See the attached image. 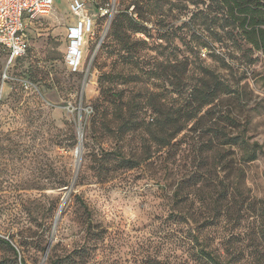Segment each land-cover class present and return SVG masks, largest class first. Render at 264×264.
I'll return each mask as SVG.
<instances>
[{"label":"rangeland","instance_id":"rangeland-1","mask_svg":"<svg viewBox=\"0 0 264 264\" xmlns=\"http://www.w3.org/2000/svg\"><path fill=\"white\" fill-rule=\"evenodd\" d=\"M202 1L89 0L94 26L75 70L65 60L68 30L77 20L71 0H54L50 13L27 25L29 48L16 62L8 64L0 46V236L18 248L14 255L0 243V264H146L153 258L198 264L202 246L224 264H264V53L203 26L197 35H206L208 46L190 52L191 26L202 15L190 17ZM92 2H109L112 13L101 16ZM120 12L148 30L129 39L139 41L132 54L116 55L120 44L110 36ZM175 59L187 61L184 84L195 83L202 65L237 89L238 103L221 95L222 110L235 121L219 126L244 131L262 154L245 164L238 146L222 145L199 157L190 146L197 134L184 132L162 149L147 146L142 129L120 139L121 118L112 105L110 130L91 119L104 72L110 99L123 89L124 105L153 96L173 104L178 93L168 81L175 79L160 71ZM135 116L149 119L150 110ZM115 150L127 157L144 151V159L119 168L109 154Z\"/></svg>","mask_w":264,"mask_h":264},{"label":"trees","instance_id":"trees-1","mask_svg":"<svg viewBox=\"0 0 264 264\" xmlns=\"http://www.w3.org/2000/svg\"><path fill=\"white\" fill-rule=\"evenodd\" d=\"M106 3V2H103ZM102 3V4H103ZM204 5L198 6L196 12H193L192 22L196 15L200 16L199 26L192 27L190 38V52H193V48L199 46H208L209 41L206 35H197L202 30L207 33L224 32L225 37L234 39L235 36H239L245 39L251 46L250 49L261 51L264 53V2L261 0H207L202 1ZM98 4V5H102ZM215 12L214 15H210V12ZM217 12L221 13L220 17H217ZM140 14V13H139ZM140 16V15H139ZM35 19L27 22L26 33L28 37L27 25ZM110 36L117 40L120 47L115 49L116 55L124 49L128 54L134 53L139 41L129 40L135 32H141L148 34L147 27L141 24L139 20L132 16H128L127 12L118 13L111 21ZM217 25V26H216ZM203 26V27H202ZM201 27L203 28L201 30ZM217 32V33H216ZM221 39V38H220ZM195 42V45L192 43ZM103 47V46H102ZM4 54L7 56L6 50ZM29 48V47H28ZM23 57V56H21ZM21 57L15 58V62ZM185 60V59H184ZM176 60L174 63H168L161 68L160 71L164 76H173L175 81H168L169 85H173V91L178 93V98L173 99L174 103H161L159 98L154 96L150 98L149 102L142 103L140 105L121 102V99L125 96L124 90L120 89L115 91L117 94L115 99H110L106 94L109 91L107 85L103 86V78L107 73L99 78L101 87V97L96 99L94 105V113L91 119L102 126L103 129L110 130V125L114 122L112 117L106 115V110L109 105L111 108L118 110L121 123L118 125L117 134L119 138L126 135L137 133L139 130H144L146 133L147 146H155L162 149L171 145L173 138L183 133L182 137L193 135L191 147L194 150L196 156L204 155L206 153L215 154L218 150L217 146L236 145L241 150V161L245 164L256 159L262 154L263 149L257 142H250L245 138L242 133H228L223 131L224 126H219V123L229 122L233 123L235 118L229 115V112H224L221 108L223 102L222 94L228 95V99L239 102L237 96V89H231L230 84H226L214 70L207 69L206 67L199 65L196 81L194 84H184V72L187 61ZM13 61V62H14ZM160 69V70H161ZM120 73V72H119ZM118 73V74H119ZM170 73V75H168ZM120 75V74H119ZM186 86L185 90L183 89ZM116 102V103H115ZM140 109L145 111L150 110L149 119H139L135 116L136 112ZM203 135H208L204 141ZM202 138V139H201ZM223 147V146H222ZM110 158L114 160L119 168L132 169L139 165L144 159L143 153L140 157L126 156L123 151L115 150L109 152ZM215 155H213L214 159ZM212 170L216 171L218 168V162L212 161ZM196 185V184H195ZM227 185H223L220 189L225 190ZM79 204L83 208L87 215H90L87 205L83 199L78 197ZM88 227V226H87ZM192 241L198 243V235H191ZM0 243L8 246L14 255L18 254L17 246H14L10 240L0 236ZM199 251V252H198ZM195 254L198 264H224L223 261L212 254V251L206 249L204 246L200 247ZM20 261L22 258L19 257ZM146 264H167L160 258L148 259ZM22 264H25L22 261Z\"/></svg>","mask_w":264,"mask_h":264},{"label":"built area","instance_id":"built-area-1","mask_svg":"<svg viewBox=\"0 0 264 264\" xmlns=\"http://www.w3.org/2000/svg\"><path fill=\"white\" fill-rule=\"evenodd\" d=\"M89 0H71L69 10L77 16L75 23L71 24L68 30V39L76 27L83 28L80 36L86 35L93 29L94 19L85 8ZM54 0H0V46L7 53L8 64L17 57L24 56L28 50L29 43L26 33L27 22L40 18L50 13ZM93 9L100 12L101 16H107L112 13L109 2L102 5L92 2ZM81 45L75 51L67 46L65 60L70 69L75 70L81 62Z\"/></svg>","mask_w":264,"mask_h":264},{"label":"bare ground","instance_id":"bare-ground-1","mask_svg":"<svg viewBox=\"0 0 264 264\" xmlns=\"http://www.w3.org/2000/svg\"><path fill=\"white\" fill-rule=\"evenodd\" d=\"M79 32H81V35H82V33H83V28L80 29L79 27H76L75 30L73 31V33H72L71 36H70L71 39H70V40L68 39V42H69L68 46H69L71 52H72V51H75V49L79 48L80 45H81V47H83L85 44H87V40H86L85 35H83V37L80 36V41L78 40ZM80 138H81V137H80ZM80 141H81V139H79V143H78V145H77V147H76V148L79 149L78 152H77V154L75 153L76 157L79 156L80 151H81V150H80V148H81ZM76 148H75V149H76ZM75 152H76V151H75ZM77 161H78V158L76 159V162H77ZM78 162H79V161H78Z\"/></svg>","mask_w":264,"mask_h":264},{"label":"water","instance_id":"water-1","mask_svg":"<svg viewBox=\"0 0 264 264\" xmlns=\"http://www.w3.org/2000/svg\"><path fill=\"white\" fill-rule=\"evenodd\" d=\"M78 150H79L78 148L75 149V151H76L75 153H76V154H77Z\"/></svg>","mask_w":264,"mask_h":264}]
</instances>
